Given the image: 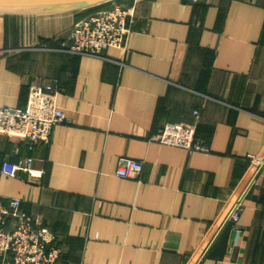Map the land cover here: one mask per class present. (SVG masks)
<instances>
[{"label":"crops","instance_id":"crops-1","mask_svg":"<svg viewBox=\"0 0 264 264\" xmlns=\"http://www.w3.org/2000/svg\"><path fill=\"white\" fill-rule=\"evenodd\" d=\"M117 1L135 6L124 53L59 48L83 10L0 14V106L55 79L66 117L31 151L0 134V160L43 170L0 174V197L55 234L57 264H197L264 157V0ZM165 122L207 150L151 140ZM122 156L136 177L115 175ZM240 200L200 264H264V164Z\"/></svg>","mask_w":264,"mask_h":264},{"label":"built area","instance_id":"built-area-1","mask_svg":"<svg viewBox=\"0 0 264 264\" xmlns=\"http://www.w3.org/2000/svg\"><path fill=\"white\" fill-rule=\"evenodd\" d=\"M134 15V5L118 3L88 12L72 23L67 38L60 40L59 48L72 53L102 55L113 47L124 53ZM59 90L55 79L38 80L30 86L24 107L1 105L0 134L22 140L29 151L47 142L53 126L66 120L64 112L56 105ZM193 112L197 114L196 110ZM150 139L188 152L207 150L196 138L194 124L165 122ZM247 158L255 167L264 164V157L249 155ZM32 161L31 155L17 161L2 158L0 174L13 178L20 177L21 173L40 176L43 170L34 169ZM142 166V161L122 156L114 173L118 177L133 178ZM240 197L229 212L230 220L236 221L243 209ZM22 201L19 197H0V264H57L61 245L55 234L22 211L19 207Z\"/></svg>","mask_w":264,"mask_h":264},{"label":"water","instance_id":"water-1","mask_svg":"<svg viewBox=\"0 0 264 264\" xmlns=\"http://www.w3.org/2000/svg\"><path fill=\"white\" fill-rule=\"evenodd\" d=\"M107 1L110 0H0V11H1L0 14L1 15H35V14H49V13L53 14V13H61L72 10L89 8ZM262 166L263 164L259 166L257 172L246 186L242 195L251 185L252 181L257 176ZM229 218H230V214H228L227 217L225 218L223 224L216 232L214 238L212 239L211 243L206 248V250L203 252L197 264H200L201 260L205 257L209 247L211 246V244L213 243L219 232L222 230V228L225 226V224L229 221Z\"/></svg>","mask_w":264,"mask_h":264},{"label":"trees","instance_id":"trees-1","mask_svg":"<svg viewBox=\"0 0 264 264\" xmlns=\"http://www.w3.org/2000/svg\"><path fill=\"white\" fill-rule=\"evenodd\" d=\"M118 1L117 0H110V1H107V2H104V3H101V4H98V5H95V6H92V7H89V8H86V10H83L84 13H88V12H91V11H94V10H97V9H100V8H105V7H109L111 6L113 3H117ZM125 5V4H124ZM83 13V14H84Z\"/></svg>","mask_w":264,"mask_h":264},{"label":"rangeland","instance_id":"rangeland-1","mask_svg":"<svg viewBox=\"0 0 264 264\" xmlns=\"http://www.w3.org/2000/svg\"><path fill=\"white\" fill-rule=\"evenodd\" d=\"M80 10H86V8H84V9H80ZM83 14V13H82ZM85 14V13H84Z\"/></svg>","mask_w":264,"mask_h":264},{"label":"bare ground","instance_id":"bare-ground-1","mask_svg":"<svg viewBox=\"0 0 264 264\" xmlns=\"http://www.w3.org/2000/svg\"><path fill=\"white\" fill-rule=\"evenodd\" d=\"M1 12V11H0ZM3 13V12H2Z\"/></svg>","mask_w":264,"mask_h":264}]
</instances>
